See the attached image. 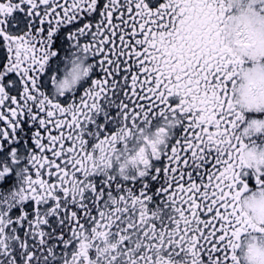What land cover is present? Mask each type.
Segmentation results:
<instances>
[{
    "label": "snow or ice",
    "instance_id": "6c2138e0",
    "mask_svg": "<svg viewBox=\"0 0 264 264\" xmlns=\"http://www.w3.org/2000/svg\"><path fill=\"white\" fill-rule=\"evenodd\" d=\"M261 61L264 0H0V264H239Z\"/></svg>",
    "mask_w": 264,
    "mask_h": 264
},
{
    "label": "clouds",
    "instance_id": "9594fccd",
    "mask_svg": "<svg viewBox=\"0 0 264 264\" xmlns=\"http://www.w3.org/2000/svg\"><path fill=\"white\" fill-rule=\"evenodd\" d=\"M73 69H75V72H73ZM85 70L90 74L91 70L88 69L87 61H78L76 65L69 62L65 69V76L68 80V85L65 88L66 92L78 88L79 84L87 79ZM63 78L64 77H61V79ZM249 151L252 150H245V158L253 167H255L260 160V149H256L254 152V158L248 156ZM260 166L264 167V164ZM242 207L247 217L253 223L259 225L261 222H264V194H261L260 191H257L254 197L242 202ZM238 252L239 264H264V237L255 239L249 238L247 241H243Z\"/></svg>",
    "mask_w": 264,
    "mask_h": 264
}]
</instances>
